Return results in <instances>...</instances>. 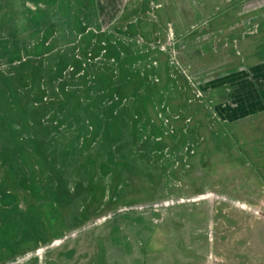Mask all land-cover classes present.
Wrapping results in <instances>:
<instances>
[{"label":"rangeland","instance_id":"374dc122","mask_svg":"<svg viewBox=\"0 0 264 264\" xmlns=\"http://www.w3.org/2000/svg\"><path fill=\"white\" fill-rule=\"evenodd\" d=\"M202 1L0 0V264H264V107L207 87L264 28Z\"/></svg>","mask_w":264,"mask_h":264},{"label":"crops","instance_id":"0c3cea01","mask_svg":"<svg viewBox=\"0 0 264 264\" xmlns=\"http://www.w3.org/2000/svg\"><path fill=\"white\" fill-rule=\"evenodd\" d=\"M200 3L199 6H194L195 9H200L201 17L193 24L194 30L189 32L190 40L212 41L214 26L224 27L227 25L224 28L228 29L230 26L252 24L258 25L260 29L264 28V0H203ZM198 25L202 27H198ZM232 34L233 39L245 40L244 33L242 34L240 30H235ZM259 38L262 36L259 35ZM255 48L253 47V51L247 55L249 61L246 66H243L245 68L239 69V71L236 69L237 75L213 80L207 87L211 91H220L231 87L233 88V93L230 94L233 98L232 103H239L238 105L256 104L258 108L264 107V60L259 57L262 54L256 55ZM226 68L231 70L230 66ZM216 95L213 97L220 96L221 98L223 93L221 92L219 96Z\"/></svg>","mask_w":264,"mask_h":264},{"label":"flooded vegetation","instance_id":"af4514ba","mask_svg":"<svg viewBox=\"0 0 264 264\" xmlns=\"http://www.w3.org/2000/svg\"><path fill=\"white\" fill-rule=\"evenodd\" d=\"M125 1H126V6H127L128 3H129V0H125ZM126 6H124V8H125ZM122 11H123V10H122ZM208 161H209V158H205V163H206V165H209ZM210 164H211V163H210ZM212 166H213V165H209L208 168H212Z\"/></svg>","mask_w":264,"mask_h":264}]
</instances>
